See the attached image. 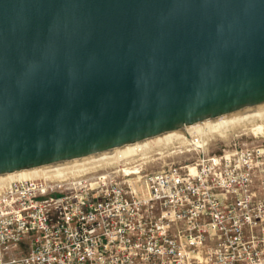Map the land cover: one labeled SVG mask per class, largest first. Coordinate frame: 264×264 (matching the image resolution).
<instances>
[{
	"label": "water",
	"instance_id": "obj_1",
	"mask_svg": "<svg viewBox=\"0 0 264 264\" xmlns=\"http://www.w3.org/2000/svg\"><path fill=\"white\" fill-rule=\"evenodd\" d=\"M264 103V0H0V175Z\"/></svg>",
	"mask_w": 264,
	"mask_h": 264
},
{
	"label": "built area",
	"instance_id": "obj_2",
	"mask_svg": "<svg viewBox=\"0 0 264 264\" xmlns=\"http://www.w3.org/2000/svg\"><path fill=\"white\" fill-rule=\"evenodd\" d=\"M201 142L189 164L0 186V264H264V145Z\"/></svg>",
	"mask_w": 264,
	"mask_h": 264
},
{
	"label": "bare ground",
	"instance_id": "obj_3",
	"mask_svg": "<svg viewBox=\"0 0 264 264\" xmlns=\"http://www.w3.org/2000/svg\"><path fill=\"white\" fill-rule=\"evenodd\" d=\"M257 118L264 119V108L261 109L260 107L259 110H246L245 112L236 111L224 116L186 126L185 128H183V130L181 129L169 131L167 133L145 139L134 144L125 145L111 151L99 153L98 155L86 156L83 158L74 159L54 165L30 168L8 173L5 175H0V186L13 181L26 179L46 178L61 180L66 177L78 176L90 169L97 168H89L90 166H113L120 164L119 162L123 160L126 162L125 166H128L130 162H138L137 160L147 161L148 159H150L151 156L149 155L153 150H159L166 147H173L175 149H178L180 147L187 146L189 144V134H193L194 132L202 136L200 147L204 148L208 144L209 136L218 135L220 136V138H226V133L229 130L235 129V127L239 125H242L245 128L246 124L249 125L253 120ZM133 170V173H131L127 169L125 170V172L129 175L139 174L138 168H134ZM190 171L192 174L195 173L194 168H191Z\"/></svg>",
	"mask_w": 264,
	"mask_h": 264
},
{
	"label": "rangeland",
	"instance_id": "obj_4",
	"mask_svg": "<svg viewBox=\"0 0 264 264\" xmlns=\"http://www.w3.org/2000/svg\"><path fill=\"white\" fill-rule=\"evenodd\" d=\"M263 104L256 105V107L252 106V107L244 108V109H241L242 111L241 110H238V111L245 112L246 110H249V111L259 110L260 107L261 109L264 108ZM258 123H261V124H258ZM227 133H226V136H227L226 138H222V137L220 138V136L218 135L209 136L208 138L209 143L207 144L208 146L204 149L205 152L208 153L209 151L210 153H212L213 151L212 146L215 142L218 143V146H221L223 143L230 141L231 139H238L239 141L246 142V143L256 142V143L264 145V139H263L264 138V119L257 118L253 120L249 125L246 124L245 128L242 125H239V126H236L235 129L229 130ZM185 147H180L179 150H175L172 147L171 148L166 147L167 149L162 148L159 150H153L151 154L149 155L151 156L150 159H148L147 161L137 160L138 162L136 163H142L143 166L147 169V171L157 170L163 166H168L173 162H176V163L181 162L182 164H189L191 161L195 160L196 156L190 153L188 150H186ZM178 151H181V153H179ZM96 167L98 168V166H93V167L90 166L89 168H96ZM112 167L113 166H105V167H102L101 169L112 168ZM75 174H79V173H75Z\"/></svg>",
	"mask_w": 264,
	"mask_h": 264
}]
</instances>
